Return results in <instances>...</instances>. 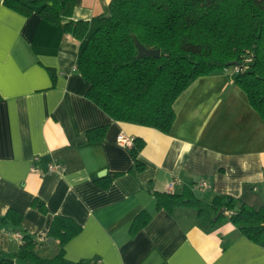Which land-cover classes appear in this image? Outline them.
Returning <instances> with one entry per match:
<instances>
[{"label":"crops","instance_id":"obj_1","mask_svg":"<svg viewBox=\"0 0 264 264\" xmlns=\"http://www.w3.org/2000/svg\"><path fill=\"white\" fill-rule=\"evenodd\" d=\"M3 1L0 216L20 213L21 228L35 240L45 238L53 217L72 219L81 232L64 246L67 264H264V243H251L230 223L212 226L207 207L218 195L249 206L264 204V122L236 87L233 71L198 78L184 90L174 102L168 134L115 122L86 98L88 83L76 70L111 0H74L71 18L62 17L55 26L37 9L26 17ZM70 21L87 22L82 41L64 33ZM100 127H106L103 140L90 143L86 133ZM120 136L144 142L141 171L134 168L129 148L117 143ZM54 162L63 173L47 171ZM200 180L210 186L193 191L202 201V218L186 208L171 214L156 210L154 193L180 194ZM172 181L179 183L170 192ZM35 198L46 214L32 209ZM142 211L150 221L130 236ZM16 234L22 236L0 228V264L5 254L18 250ZM58 249L46 239L36 251L52 257Z\"/></svg>","mask_w":264,"mask_h":264},{"label":"trees","instance_id":"obj_2","mask_svg":"<svg viewBox=\"0 0 264 264\" xmlns=\"http://www.w3.org/2000/svg\"><path fill=\"white\" fill-rule=\"evenodd\" d=\"M2 4L29 16L37 14L48 24L71 18L74 0H4ZM108 15V17H106ZM64 33L82 41L87 22L70 21ZM132 36L147 50H159L158 58L136 57ZM249 60L248 63L246 61ZM236 66L227 67L228 63ZM239 67L234 83L246 96L250 108L264 122V0H111L106 14L97 18V29L88 38L76 63V70L88 83L86 98L115 122L154 129L168 134L175 121L173 105L195 80ZM106 127L86 133L90 143L100 142ZM141 139L132 140L129 154L137 171L143 169L138 156ZM109 180L103 184L107 186ZM156 210L171 214L175 209L195 210L202 218V201L192 186L180 194L154 193ZM32 209L46 214L41 200ZM212 226L230 223L253 244L264 243V204L249 206L227 195L215 196L207 205ZM142 211L133 219L130 236L150 221ZM22 215L8 210L0 216V228L11 227L22 234L18 250L5 254L1 264H67L64 246L81 232L70 218L53 217L45 236L58 243V252L43 257L40 243L21 228ZM76 264H96L78 262Z\"/></svg>","mask_w":264,"mask_h":264},{"label":"built area","instance_id":"obj_3","mask_svg":"<svg viewBox=\"0 0 264 264\" xmlns=\"http://www.w3.org/2000/svg\"><path fill=\"white\" fill-rule=\"evenodd\" d=\"M248 62H249V60L246 61V63H248ZM239 71H241V70L239 69V67H237V68H234L233 73L234 74H238ZM117 143L119 145H121L122 147L130 148L131 145H132V140L131 139H128V138H125L123 136H120L117 139ZM64 170H65V168L61 164H58V163H55V162L54 163H50L48 165V167H47V171L49 173H63ZM178 183L179 182H177V181L170 182L169 185H168V190L170 192H172V190L174 189V187ZM209 188H210V186H209V184L205 180H200V181H198L196 184H194L192 186V190L193 191H197L199 193H203V192L207 191ZM16 238L18 240H20V242H21V238L22 237H21L20 234H16ZM37 242L38 243H45L46 242V239L45 238H39V239H37ZM96 264H98V263H96Z\"/></svg>","mask_w":264,"mask_h":264},{"label":"water","instance_id":"obj_4","mask_svg":"<svg viewBox=\"0 0 264 264\" xmlns=\"http://www.w3.org/2000/svg\"><path fill=\"white\" fill-rule=\"evenodd\" d=\"M106 17H108V15H106ZM132 40H133L134 46L136 48V52H137L136 57L138 59H141V58H158L159 57V50H147L138 42V40L134 36H132ZM236 65H237V62L228 63L227 67H233ZM103 175H104V172H103V174L99 175L98 177H101Z\"/></svg>","mask_w":264,"mask_h":264},{"label":"rangeland","instance_id":"obj_5","mask_svg":"<svg viewBox=\"0 0 264 264\" xmlns=\"http://www.w3.org/2000/svg\"><path fill=\"white\" fill-rule=\"evenodd\" d=\"M200 198H201V195L199 196ZM205 210H208V209H206V207L204 208Z\"/></svg>","mask_w":264,"mask_h":264}]
</instances>
